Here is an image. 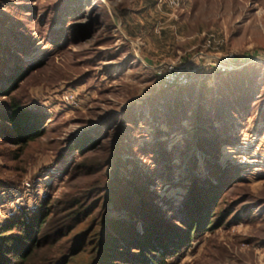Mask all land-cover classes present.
Instances as JSON below:
<instances>
[{"label":"rangeland","instance_id":"374dc122","mask_svg":"<svg viewBox=\"0 0 264 264\" xmlns=\"http://www.w3.org/2000/svg\"><path fill=\"white\" fill-rule=\"evenodd\" d=\"M186 63L191 82L165 86L159 69ZM19 69L45 133L0 136V223L120 177L151 204L109 216L180 241L149 264H264V0H0V86ZM226 181L215 227L188 236Z\"/></svg>","mask_w":264,"mask_h":264},{"label":"trees","instance_id":"16d2710c","mask_svg":"<svg viewBox=\"0 0 264 264\" xmlns=\"http://www.w3.org/2000/svg\"><path fill=\"white\" fill-rule=\"evenodd\" d=\"M24 72L16 70L7 78L11 83L0 86V96L4 97L0 100V136L14 144V150H22L45 133L42 116L23 107L13 94ZM79 148L82 152V147ZM122 183L123 179L118 177L106 190H100L96 198L92 197L93 188H90L83 196L65 195L55 204L45 200L36 209L0 223V264H118L122 258L149 264V260L154 261L151 253L160 252V247H163L160 253L178 248L180 241L165 240L164 233H157L153 226L140 233L130 226H121L118 219L109 216L112 203L118 211L151 204L145 187L135 186V198L130 192L134 183L123 186ZM228 183L215 186L214 194L204 198L199 208L204 214L192 217L189 223L183 221L187 224L188 236L196 229L215 227L213 218L217 211L211 207L218 202Z\"/></svg>","mask_w":264,"mask_h":264},{"label":"built area","instance_id":"2783aa9c","mask_svg":"<svg viewBox=\"0 0 264 264\" xmlns=\"http://www.w3.org/2000/svg\"><path fill=\"white\" fill-rule=\"evenodd\" d=\"M233 57H235L233 54L227 55L225 60L223 59L217 60L214 63V65L218 66L220 70H225L229 68V65H232L234 63L223 64L222 62L227 61V60L231 61L229 60V58H233ZM194 70L195 69L188 68L187 63H186L185 65L180 64L177 66H170L168 69L160 68L158 71V74L161 75L160 79L164 81L165 86L176 85V84L187 85L191 82V79H190L191 77L188 75V73L194 72ZM239 147L240 149H238V151L241 152V155H239V157L241 158L240 159L241 165L249 166V167H252L253 165H258V162L256 161V159H253V161L250 160V157H252V155L248 153L247 151L248 149H246V147H243V146H239Z\"/></svg>","mask_w":264,"mask_h":264},{"label":"bare ground","instance_id":"6f19581e","mask_svg":"<svg viewBox=\"0 0 264 264\" xmlns=\"http://www.w3.org/2000/svg\"><path fill=\"white\" fill-rule=\"evenodd\" d=\"M261 163V162H260Z\"/></svg>","mask_w":264,"mask_h":264}]
</instances>
